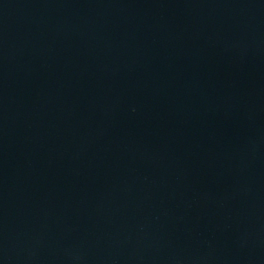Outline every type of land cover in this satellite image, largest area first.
Segmentation results:
<instances>
[{
    "label": "water",
    "instance_id": "obj_1",
    "mask_svg": "<svg viewBox=\"0 0 264 264\" xmlns=\"http://www.w3.org/2000/svg\"><path fill=\"white\" fill-rule=\"evenodd\" d=\"M0 264H264V0H0Z\"/></svg>",
    "mask_w": 264,
    "mask_h": 264
}]
</instances>
